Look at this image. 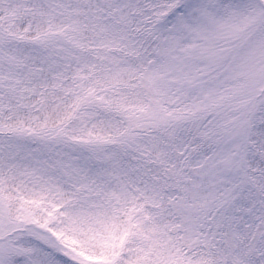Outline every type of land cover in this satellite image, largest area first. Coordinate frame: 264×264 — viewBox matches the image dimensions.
Instances as JSON below:
<instances>
[{"label": "trees", "instance_id": "trees-1", "mask_svg": "<svg viewBox=\"0 0 264 264\" xmlns=\"http://www.w3.org/2000/svg\"><path fill=\"white\" fill-rule=\"evenodd\" d=\"M169 1L0 0V38L15 64L10 69L12 84L22 91L17 100L7 99L6 108L0 103V139L21 141L29 131L39 137L61 135L80 145L81 154L73 159L79 179L73 182L86 186L77 193L70 184L52 180L47 184L55 194L40 185L22 191L26 163L0 150V186L10 215L16 217L19 207L37 211L34 218L42 226L53 217L54 223L47 226L52 236L106 264H228L222 241L214 248L185 253L174 232L178 221L170 200L177 190L168 187L165 177L175 152L187 145L185 130L176 151L158 134H139L132 142L133 158L115 144L124 138L121 116L143 111L148 104L141 75L156 51V40L148 32ZM45 39H51L60 54L47 49ZM35 49L55 55L45 60ZM82 96L86 101L79 104ZM248 140L256 151L247 156V163L259 168L252 181L264 194L263 126L254 125ZM91 141L100 145L98 165L89 160ZM185 152L183 163L196 168L205 163L209 150L204 146ZM19 190L24 203L16 198ZM240 235L235 240L240 264H261L255 255H245L250 242ZM35 245L37 261L73 262L59 248ZM255 247L264 263V237Z\"/></svg>", "mask_w": 264, "mask_h": 264}, {"label": "rangeland", "instance_id": "rangeland-1", "mask_svg": "<svg viewBox=\"0 0 264 264\" xmlns=\"http://www.w3.org/2000/svg\"><path fill=\"white\" fill-rule=\"evenodd\" d=\"M157 13L148 32L156 40L155 57L141 75L148 104L143 111L121 116L124 138L115 144L133 158L132 142L139 134H158L177 150L179 134L185 130L187 145L184 151H174V163L165 177L168 187L177 190L170 205L178 221L174 232L181 249L189 253L214 248L222 241L228 264H240L235 240L241 234L250 242L245 255L253 254L264 264L255 247V241L264 237V194L252 181L259 168L254 170L247 163V156L256 151L248 140L250 130L254 125L264 128V0H170ZM44 42L47 49L60 54L51 39ZM54 55L47 52L41 57L51 61ZM14 65L0 38L3 108L8 98L15 101L22 92L12 84ZM79 98V104L85 103L83 96ZM24 132L21 141L0 139L2 154L14 160L22 157L26 163L22 191L40 185L54 193L47 184L52 180L70 184L77 193L86 191L82 182H73L79 179L73 159L81 154L80 145L61 135L39 137ZM99 146L95 141L89 146L94 165L99 164ZM204 146L209 150L205 163L187 167L185 151L194 153ZM20 193L16 198L24 203ZM9 208L0 186V264H51L35 260L36 242L50 250L61 249L72 264H106L86 258L52 236L47 226L54 223L53 217L42 226L34 218L37 211L19 207L12 217Z\"/></svg>", "mask_w": 264, "mask_h": 264}]
</instances>
